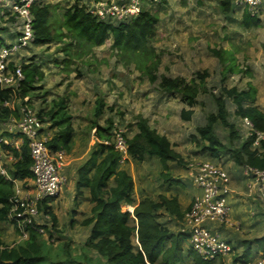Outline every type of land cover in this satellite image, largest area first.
Instances as JSON below:
<instances>
[{"label":"rangeland","instance_id":"rangeland-1","mask_svg":"<svg viewBox=\"0 0 264 264\" xmlns=\"http://www.w3.org/2000/svg\"><path fill=\"white\" fill-rule=\"evenodd\" d=\"M44 1L57 4L61 9L72 6L76 1L86 2ZM8 3L10 5L11 0H0V16L1 9ZM142 5L144 9L159 16L152 41L153 51L159 61L155 71L158 79L155 82L134 60L112 50L111 41L92 48L77 43L74 38H65L63 42L44 46L32 43L14 57L17 65L33 58L42 67L44 78L36 82L35 86L39 89L35 91L30 104L37 112L49 108L53 99L69 96V110L74 117L78 139L77 149L72 153V158L78 157V160L74 158V163L69 168L66 166L64 171L69 176L68 182L57 198L53 201L48 199L56 220L41 208L36 219L45 230L42 232L47 243L45 251L51 259H57L60 253L62 258H77L82 264H87L85 256L93 262L98 259L104 262L87 245L91 227L85 225L84 220L92 214V205L87 192L81 196L76 195V173L70 169H76L92 155L97 144L96 128H91L93 120L101 126H108V120L112 119L113 130H125L127 138H131L137 131L138 119L142 117L148 119L151 127L170 139L178 158L163 164L160 159L149 156L136 161L130 154L129 159L121 165L134 178L136 199L176 196L181 207L187 209L194 195L201 192L189 175V165L197 161L219 163L231 177L234 190L227 199L230 206L229 220L235 226L219 223L213 225L233 248L232 253L220 257L224 264H231L235 256H241L245 250V240L264 236V213L261 206L264 202L257 191L248 196L251 179L244 174V168L236 164L229 152L222 151L219 157H212L211 152L204 149L209 142L198 129L207 124L212 112H216L214 95H220L223 87L246 90L250 85L255 86L257 104L264 109V0L257 11L252 12L260 23L250 28L241 24L244 7L235 6V12L226 15L220 9V0H144ZM7 20L0 17L1 47L14 42V20ZM68 42H73V45L71 56L67 57L63 49ZM66 58L69 59L68 63L64 62ZM162 75L195 80L203 83L206 91L199 94L194 106H189L181 100L179 93L169 94L159 88ZM101 98L105 102L104 111L100 118H96L95 108ZM23 104L20 98L11 103L20 108ZM227 107L230 120L240 135L239 140L233 143L236 147L246 138L248 130L242 119L235 114L234 102L227 100ZM45 127L50 137L53 136L54 130L50 129V124L46 122ZM215 128L220 140L232 147L228 139V128L221 124ZM3 130L0 123L1 135L4 134ZM12 161L13 157L4 152L7 169ZM26 181L29 188L33 187L31 179ZM127 209L131 211L133 207L128 206ZM160 221L167 223L173 232L181 230L182 225L166 212H161ZM0 228L2 238L8 245L23 242L13 223H0ZM249 251L242 260H256L264 254L256 242H253ZM185 264L195 262L190 258Z\"/></svg>","mask_w":264,"mask_h":264},{"label":"trees","instance_id":"trees-1","mask_svg":"<svg viewBox=\"0 0 264 264\" xmlns=\"http://www.w3.org/2000/svg\"><path fill=\"white\" fill-rule=\"evenodd\" d=\"M235 6L234 0H220L223 14L234 13ZM1 10L10 13L6 8ZM31 12L34 45L44 46L53 42H63L65 38H74L77 43L92 48L111 41L112 50L134 60L145 74L149 75L152 82L158 79L155 71L159 61L153 51L152 41L159 24V16L150 10L143 9L137 16L117 23L99 20L88 11L85 3L79 1L61 9L52 2L37 0ZM242 16L241 24L245 28L258 26L260 23L259 18L249 8L244 9ZM10 19L14 20V17L11 16ZM72 45L73 42H68L64 46L63 51L67 57L71 56ZM64 62L68 63L69 59H64ZM14 65L15 62H12L10 68L13 69ZM20 65L25 75L20 85L14 89L0 87V122L13 117L19 118L21 108L25 105L32 107L31 99L39 89L35 84L44 78L41 65L33 58L27 63L23 61ZM159 88L169 94L179 93L181 100L189 106H194L198 102L199 94L203 90L206 91L203 83L166 75L161 76ZM18 98L24 103L21 108L4 105L5 101L12 103ZM25 98H29L28 101H24ZM257 99V88L253 85L246 90L223 87L220 95H214L217 110L208 116L207 124L198 129L202 137L208 140L209 145L204 149L209 150L212 157H219L222 151H227L239 166L249 165L264 169V142L255 147V135H247L238 146L233 145L239 140L240 135L230 120L227 107V100L233 101L236 115L241 119L250 118L256 129L264 130V109L257 104ZM104 106V100L99 99L94 114L96 118L102 116ZM37 113L45 123L50 124V129L54 130V135L48 141L50 148L55 151L59 149L69 151L76 134L74 117L69 110V96L53 99L49 108H42ZM113 124L112 119L108 120V126H101L99 122L93 120L91 128H96L97 144L90 158L77 170L76 195L81 196L87 192L92 205V214L84 220V224L91 227L87 245L104 259V262L101 259L93 262L91 258L85 256L87 264H185L190 258L195 264H224L220 257L207 260L200 257L190 245L187 233L182 230L173 232L167 223L160 221L161 212H166L168 216L174 217L178 224H183L185 212L189 207L183 209L176 196L160 195V199L151 197L136 199L134 178L122 167L121 153L112 143ZM217 124L228 128V139L232 147L223 143L216 134ZM124 135L129 155L131 154L136 161H142L149 156L156 157L166 164L167 161L178 158L170 139L151 127L146 118L138 119L137 131L133 137L127 138L126 133ZM10 136L20 135L10 133ZM105 140L111 143L106 144ZM3 147L4 152L13 157V161L7 169L11 179L0 173V223H12L9 217L11 199L15 195V184L12 180H32V158L26 138H23L20 147L8 144H3ZM55 198L57 197L51 198L50 201ZM48 201L43 200L40 208L56 220L53 206L48 204ZM128 206L133 207V213L127 209ZM39 226L41 227L35 223L29 228V237L14 246L8 245L0 232V264H82L77 258H62L63 255L60 253L57 259H51L45 251L47 243ZM244 242L247 245L245 250L241 256L236 255L231 264L244 261L242 257L249 254L253 242L264 250V236ZM65 250L68 253L66 248Z\"/></svg>","mask_w":264,"mask_h":264},{"label":"built area","instance_id":"built-area-1","mask_svg":"<svg viewBox=\"0 0 264 264\" xmlns=\"http://www.w3.org/2000/svg\"><path fill=\"white\" fill-rule=\"evenodd\" d=\"M37 0H11V4L3 8L9 10L7 14L1 10V16L9 21L14 17V42L0 43V87H18L25 78L21 65L15 64L10 68L14 57L21 50L33 43V14L31 8ZM88 11L104 21H126L137 16L144 9V0H85ZM161 2L164 0H153ZM238 7L249 8L254 12L261 6L263 0H234ZM0 16V17H1ZM16 20V21H15ZM5 106L11 102L5 101ZM242 121L248 130V135H255L254 145L258 147L264 142V130L256 129L253 121L243 117ZM3 129L7 133L19 134L26 138L32 158L31 170L33 187L29 188L27 181L12 180L15 184V195L11 199L12 207L9 214L12 223L19 231L22 240L29 237V228L37 223L40 213V203L45 199L57 197L61 189L67 184L65 167L68 164V154L64 149L53 150L48 145L51 138L46 132V123L38 116L37 111L25 105L21 108L19 118L2 121ZM115 131V130H114ZM125 130L118 129L114 133L112 143L120 153V163L124 164L130 157L129 147L125 138ZM7 136L0 135V173L11 179L4 163L3 144L11 145ZM106 144L111 141L105 140ZM18 147V146H17ZM244 174L250 177L248 196L257 191L264 202V169L245 166ZM189 175L201 192L196 194L185 212L181 230L188 234L189 243L193 250L203 259L225 257L233 252L229 241L224 239L213 223L232 224L229 220L230 206L228 195L233 192L231 177L228 171L219 163L212 161H197L189 165ZM134 210V209H133ZM133 210L131 212L133 213ZM39 224V223H38ZM40 232H45L39 226ZM236 264H264V254L256 260L238 261Z\"/></svg>","mask_w":264,"mask_h":264},{"label":"crops","instance_id":"crops-1","mask_svg":"<svg viewBox=\"0 0 264 264\" xmlns=\"http://www.w3.org/2000/svg\"><path fill=\"white\" fill-rule=\"evenodd\" d=\"M0 123H3L2 121L0 122ZM4 131V130H3ZM76 132V131H75ZM1 135V134H0ZM2 136H7L8 138H9V140L11 141L10 143H11V145H13V146H18V147H20L21 146V144H22V142H23V139L20 137V136H10V133H8L7 134V132L6 131H4V134H2ZM52 137V136H51ZM77 142H78V139H77V135L75 134V137H74V141H73V143H72V146H71V148H70V150L69 151H67V154H68V164H67V167L69 166L70 167V165L72 164V163H74V158H75V160H78V157H74V158H72V153L77 149ZM80 166V165H79ZM79 166L78 167H76V169H73V170H71L70 169V171H75V178L77 177V170H78V168H79ZM68 167V168H69ZM73 174V173H72ZM68 178H69V176H67ZM234 190V189H233ZM198 194V193H197ZM196 195V194H195ZM194 195V196H195ZM262 206V212L264 213V205H261Z\"/></svg>","mask_w":264,"mask_h":264}]
</instances>
